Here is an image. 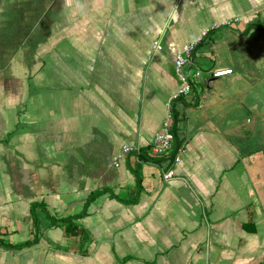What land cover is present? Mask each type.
Returning a JSON list of instances; mask_svg holds the SVG:
<instances>
[{
	"label": "crops",
	"instance_id": "0c3cea01",
	"mask_svg": "<svg viewBox=\"0 0 264 264\" xmlns=\"http://www.w3.org/2000/svg\"><path fill=\"white\" fill-rule=\"evenodd\" d=\"M233 20L172 104L184 153L164 183L172 157L147 145L179 88L176 54ZM256 40L264 0H0V264H264Z\"/></svg>",
	"mask_w": 264,
	"mask_h": 264
},
{
	"label": "built area",
	"instance_id": "2783aa9c",
	"mask_svg": "<svg viewBox=\"0 0 264 264\" xmlns=\"http://www.w3.org/2000/svg\"><path fill=\"white\" fill-rule=\"evenodd\" d=\"M236 20L225 21L222 24H213L210 28L204 30L200 37L192 44L183 47L177 54L173 63L174 76L179 84L177 92L171 96L166 102V118L161 125L159 131L154 138L148 143V155L152 158L172 157L170 168L160 169L161 178L164 183L174 179V172L172 167L179 163L180 155L184 153V146H177L172 134V104L188 98L192 94V90L196 80H199L201 72L193 65V55L199 45L203 43L207 37L215 31L222 28L230 27ZM159 43L155 42L153 45L154 51L158 50ZM232 71L230 69H219L213 71L210 76L213 79H220L230 76ZM191 75V77H190ZM137 147H123L122 154L127 155L137 153Z\"/></svg>",
	"mask_w": 264,
	"mask_h": 264
},
{
	"label": "rangeland",
	"instance_id": "374dc122",
	"mask_svg": "<svg viewBox=\"0 0 264 264\" xmlns=\"http://www.w3.org/2000/svg\"><path fill=\"white\" fill-rule=\"evenodd\" d=\"M248 51L254 52V61L248 62L245 66V70H253L254 71V78L249 77L248 82L251 86L255 87L251 93H249V98L252 100L253 103L257 106L259 103L264 101V41L256 40L253 44L248 45ZM204 75H202L203 77ZM191 77V75H190ZM200 80H196V83ZM262 82V83H261ZM196 85H194V88ZM236 96V95H235ZM234 96V97H235ZM242 95L240 94L238 97L239 102L241 101L239 98ZM257 112V111H256Z\"/></svg>",
	"mask_w": 264,
	"mask_h": 264
},
{
	"label": "water",
	"instance_id": "95a60500",
	"mask_svg": "<svg viewBox=\"0 0 264 264\" xmlns=\"http://www.w3.org/2000/svg\"><path fill=\"white\" fill-rule=\"evenodd\" d=\"M256 36H257L256 32L251 31V32L248 34L247 38H248V39H253V38H255Z\"/></svg>",
	"mask_w": 264,
	"mask_h": 264
},
{
	"label": "bare ground",
	"instance_id": "6f19581e",
	"mask_svg": "<svg viewBox=\"0 0 264 264\" xmlns=\"http://www.w3.org/2000/svg\"><path fill=\"white\" fill-rule=\"evenodd\" d=\"M197 94V93H196ZM195 105V104H194Z\"/></svg>",
	"mask_w": 264,
	"mask_h": 264
}]
</instances>
